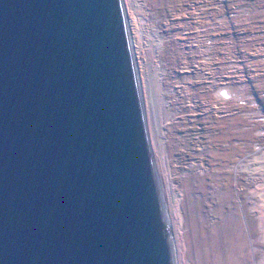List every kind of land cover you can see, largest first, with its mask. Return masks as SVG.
Returning <instances> with one entry per match:
<instances>
[{"label": "water", "instance_id": "water-1", "mask_svg": "<svg viewBox=\"0 0 264 264\" xmlns=\"http://www.w3.org/2000/svg\"><path fill=\"white\" fill-rule=\"evenodd\" d=\"M0 264H174L121 0H0Z\"/></svg>", "mask_w": 264, "mask_h": 264}, {"label": "rangeland", "instance_id": "rangeland-1", "mask_svg": "<svg viewBox=\"0 0 264 264\" xmlns=\"http://www.w3.org/2000/svg\"><path fill=\"white\" fill-rule=\"evenodd\" d=\"M121 1L174 264H256L264 0Z\"/></svg>", "mask_w": 264, "mask_h": 264}, {"label": "flooded vegetation", "instance_id": "flooded-vegetation-1", "mask_svg": "<svg viewBox=\"0 0 264 264\" xmlns=\"http://www.w3.org/2000/svg\"><path fill=\"white\" fill-rule=\"evenodd\" d=\"M262 181V180H261ZM261 181H258V183L260 184L259 186H257L258 185V183L257 184H255L256 185V190L258 191V190H260L259 192H257V196H256V198H254V197H251L250 195H249V207L250 208H254V214L256 215V217H259V216H261V217H263L264 218V181L263 182H261ZM261 188V189H260ZM258 206H260V207H258ZM262 207V208H261ZM249 213H250V215H249ZM246 214H248V217H250V219H251V217H252V211H250V212H248V213H246ZM246 214H244V216H245V218L246 219H248L247 217H246ZM264 222V221H263ZM255 228L253 229L254 230V232H255V235L256 236H258V234H256L257 232H258V227H259V225L257 226V225H255L254 226ZM253 228V227H252ZM262 230L264 231V226H263V228H262ZM252 236V235H251ZM255 238H257V239H255L256 241L255 242H253L252 241V247L250 248V246H249V251H248V259H252V258H254L255 257V260H256V264H264V248L262 249V251L261 252H257V255H258V257H257V255H256V253H255V251H254V249H256V248H261L262 246H260L259 247V243H258V237H255ZM262 239H264V235L262 236ZM253 240H254V238H253ZM237 248V247H236ZM250 250H251V252H250ZM255 253V254H254ZM250 256V257H249ZM259 256H260V259H259ZM224 260H225V258H224ZM224 264H230V263H228V262H225ZM239 264V263H238ZM251 264H253V263H251Z\"/></svg>", "mask_w": 264, "mask_h": 264}, {"label": "bare ground", "instance_id": "bare-ground-1", "mask_svg": "<svg viewBox=\"0 0 264 264\" xmlns=\"http://www.w3.org/2000/svg\"><path fill=\"white\" fill-rule=\"evenodd\" d=\"M132 53H133V52H132ZM160 200H161V198H160ZM162 203H163V202H161V205H162ZM163 209H164V208H163V205H162V211H163ZM163 215H164V212H163Z\"/></svg>", "mask_w": 264, "mask_h": 264}]
</instances>
